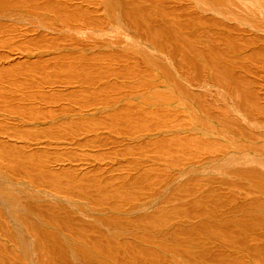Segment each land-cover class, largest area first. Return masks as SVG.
Returning a JSON list of instances; mask_svg holds the SVG:
<instances>
[{"label": "bare ground", "instance_id": "obj_1", "mask_svg": "<svg viewBox=\"0 0 264 264\" xmlns=\"http://www.w3.org/2000/svg\"><path fill=\"white\" fill-rule=\"evenodd\" d=\"M0 264H264V0H0Z\"/></svg>", "mask_w": 264, "mask_h": 264}]
</instances>
